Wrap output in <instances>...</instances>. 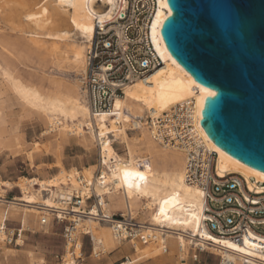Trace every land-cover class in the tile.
<instances>
[{
    "label": "bare ground",
    "instance_id": "obj_1",
    "mask_svg": "<svg viewBox=\"0 0 264 264\" xmlns=\"http://www.w3.org/2000/svg\"><path fill=\"white\" fill-rule=\"evenodd\" d=\"M159 1L152 34L162 65L146 79L128 85L111 111L94 115L81 76L87 71L96 25L113 19L118 0H0V153L25 150L24 135L14 124L15 102L40 116L48 127L45 134L56 133L53 137L62 139L54 149L55 166L60 170L52 177H21L16 183L0 178V263L8 253V220L22 224L18 244L23 245L25 230L38 222L42 225L45 217L56 213L75 223L77 240L67 244L65 264H79L77 258L83 255L80 234L93 237L96 257L123 253L128 260L119 264H178V256L180 264H188L190 249L197 247L212 250L224 264H264V236L250 230L237 242L209 230L207 193L187 183L185 152L153 136L149 117L180 104H193L198 131L217 152L218 174L240 175L249 200L248 191L264 193V173L230 156L201 125L206 99L211 97L205 90L215 91L198 83L168 50L161 30L172 12L168 0ZM35 60L42 74L21 68L24 63L35 65ZM48 68L52 69L49 73ZM68 72L77 77L66 78ZM70 137L88 150L98 146L99 164L67 169L63 147ZM116 143L123 146L124 155ZM54 145L49 143L45 152L50 153ZM41 149L36 142L29 152L32 164ZM125 171L144 179L133 175L126 181ZM15 187L20 188L21 197L7 199L4 194ZM92 191L101 197L104 213L131 211L155 240L144 243L140 238L119 236L112 223L100 219L98 206L87 211L68 204L70 195L78 193L86 199Z\"/></svg>",
    "mask_w": 264,
    "mask_h": 264
},
{
    "label": "built area",
    "instance_id": "obj_2",
    "mask_svg": "<svg viewBox=\"0 0 264 264\" xmlns=\"http://www.w3.org/2000/svg\"><path fill=\"white\" fill-rule=\"evenodd\" d=\"M159 9V0H118L113 19L104 24L97 23L96 35L88 50L87 71L81 76L94 115L111 111L116 99L125 95L128 85L146 79L162 65L152 34ZM149 121L158 142L180 147L185 152L187 183L199 186L207 193L209 208L205 222L209 230L237 242L250 230L264 236V193L248 191L252 198L249 200L244 192L247 185L240 175L228 173L221 177L218 174L217 152L199 133L193 104H180L156 118L149 117ZM98 175L101 176L100 171ZM67 201L70 206L84 207L87 211L98 206L100 219L112 223L119 236L140 238L144 243L155 240V236L144 232L131 211L112 215L104 213L101 197L94 191L86 199L77 193L70 195ZM53 216L58 222L67 220L56 213ZM47 223L48 218L45 217L42 224ZM74 229L72 221L64 228L67 244L76 243ZM22 231V227H9L6 222L7 243L18 245ZM91 239L94 244L92 236ZM197 250L205 251L203 247H197ZM65 255L59 256L62 264H65ZM198 258L196 253L194 259ZM125 259L128 260L127 257ZM77 261L83 264L82 257ZM220 264H224L223 261Z\"/></svg>",
    "mask_w": 264,
    "mask_h": 264
},
{
    "label": "water",
    "instance_id": "obj_3",
    "mask_svg": "<svg viewBox=\"0 0 264 264\" xmlns=\"http://www.w3.org/2000/svg\"><path fill=\"white\" fill-rule=\"evenodd\" d=\"M172 56L216 96L202 125L233 158L264 173V0H168Z\"/></svg>",
    "mask_w": 264,
    "mask_h": 264
},
{
    "label": "rangeland",
    "instance_id": "obj_4",
    "mask_svg": "<svg viewBox=\"0 0 264 264\" xmlns=\"http://www.w3.org/2000/svg\"><path fill=\"white\" fill-rule=\"evenodd\" d=\"M36 60L34 61L35 65L34 63H24L21 65V68L23 70L35 71L42 74L43 70H41L40 65L36 63L38 61ZM50 70L52 71V69L48 68L47 72L49 73ZM76 74L77 73L74 72H68L64 76L66 78H75L77 77ZM13 110L15 113L14 124L18 126V131L23 133L26 146L23 153L14 154L9 151L0 153V178L16 183L21 180V177H52L60 170L55 166L57 157L54 149L62 139L59 137L54 138L53 136L56 135V133L45 134L48 127L40 116L23 110L18 102H15ZM131 134L133 135L134 133L131 132ZM36 142H40L42 149L34 154L36 157L35 164H32L29 152L33 151L32 149H34ZM49 143L55 145L50 153H46L45 148H47ZM115 146L119 153L125 154L122 145L116 143ZM100 159L98 146L92 150H88L72 137L64 144L63 163L67 169H72L74 167L83 169L85 166L99 164ZM98 172L99 171H96L97 174ZM21 195V190L18 187L4 194L9 200L19 199ZM69 223V220L58 222L53 216H50L47 224L40 225L39 222L36 226L32 224V228L24 232L25 244H6L8 253L6 256L1 257L2 262L0 264H62L59 256L66 254L67 242L64 237V228ZM7 224L9 227H22V224L16 220L10 219L7 221ZM80 238L83 241V264H119L121 261L125 260V255L120 251L102 254L96 257L93 255L94 244L91 236L80 234ZM196 253L199 256L197 260L194 259ZM187 261L188 264H220L221 257L209 249L200 251L191 248ZM177 262L180 264L179 256L177 257ZM140 264H152V262L147 261Z\"/></svg>",
    "mask_w": 264,
    "mask_h": 264
},
{
    "label": "snow or ice",
    "instance_id": "obj_5",
    "mask_svg": "<svg viewBox=\"0 0 264 264\" xmlns=\"http://www.w3.org/2000/svg\"><path fill=\"white\" fill-rule=\"evenodd\" d=\"M162 6H166V5H162ZM205 91H206V94H207L208 96H216V93H215V92L207 91V90H205ZM133 175L138 176L139 179H141V180L144 179V177H143V176H140L138 173L133 174V173H130V172H128V171H125V172H124V178H125L126 181L129 180V178L132 177ZM165 203H167V202H165ZM225 243H227V242H225ZM229 246H230V247H234V245H229Z\"/></svg>",
    "mask_w": 264,
    "mask_h": 264
},
{
    "label": "crops",
    "instance_id": "obj_6",
    "mask_svg": "<svg viewBox=\"0 0 264 264\" xmlns=\"http://www.w3.org/2000/svg\"><path fill=\"white\" fill-rule=\"evenodd\" d=\"M118 212H121V211H119V210L114 211V213H118Z\"/></svg>",
    "mask_w": 264,
    "mask_h": 264
}]
</instances>
